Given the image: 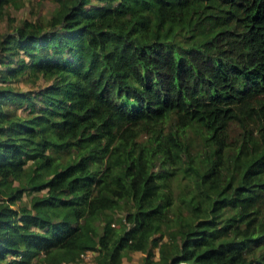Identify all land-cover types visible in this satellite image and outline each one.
<instances>
[{"label":"trees","instance_id":"16d2710c","mask_svg":"<svg viewBox=\"0 0 264 264\" xmlns=\"http://www.w3.org/2000/svg\"><path fill=\"white\" fill-rule=\"evenodd\" d=\"M51 1L0 0V264H264V0Z\"/></svg>","mask_w":264,"mask_h":264},{"label":"rangeland","instance_id":"374dc122","mask_svg":"<svg viewBox=\"0 0 264 264\" xmlns=\"http://www.w3.org/2000/svg\"><path fill=\"white\" fill-rule=\"evenodd\" d=\"M53 6V2L51 0H23V4L17 8L9 7L8 11L11 16L14 18V22L22 17L26 18H45L48 16L49 11ZM8 27L6 25L5 15H0V33L4 30H7ZM43 84L41 79L35 81L34 84H30L29 81L25 80V75L19 76L11 81V84L19 89L33 88L36 84ZM18 111V109H17ZM28 195L22 194L19 203H27ZM154 256H156V249L153 248ZM87 254L82 257L81 260L78 261V264H94L92 260V255ZM141 252L138 250H134L130 252L128 257H122L119 264H139ZM41 262L38 260H32L31 264H40ZM69 264V263H68Z\"/></svg>","mask_w":264,"mask_h":264},{"label":"built area","instance_id":"2783aa9c","mask_svg":"<svg viewBox=\"0 0 264 264\" xmlns=\"http://www.w3.org/2000/svg\"><path fill=\"white\" fill-rule=\"evenodd\" d=\"M94 252V250L93 249H88V250H85L83 253H82V256H85V255H87V254H91V253H93ZM40 264H49V263H40ZM58 264H68V262H60V263H58ZM178 264H191V263H189V262H179Z\"/></svg>","mask_w":264,"mask_h":264}]
</instances>
